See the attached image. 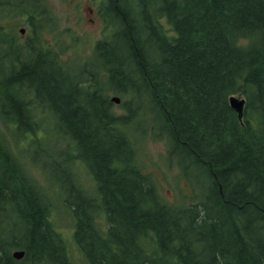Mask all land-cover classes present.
<instances>
[{
    "label": "trees",
    "instance_id": "obj_1",
    "mask_svg": "<svg viewBox=\"0 0 264 264\" xmlns=\"http://www.w3.org/2000/svg\"><path fill=\"white\" fill-rule=\"evenodd\" d=\"M98 4L102 37L77 69L44 38L45 2L16 1L25 35L0 25V264H71L50 228L54 194L40 186L41 206L23 169L32 152L81 160L95 182L97 198L65 172L60 200L87 264H264V0ZM231 96L245 100L241 120ZM140 123L165 140L193 201L167 203L143 173Z\"/></svg>",
    "mask_w": 264,
    "mask_h": 264
},
{
    "label": "rangeland",
    "instance_id": "obj_2",
    "mask_svg": "<svg viewBox=\"0 0 264 264\" xmlns=\"http://www.w3.org/2000/svg\"><path fill=\"white\" fill-rule=\"evenodd\" d=\"M1 1L6 3L7 0ZM16 1L18 2V0ZM45 2L51 10V12L45 11L51 20L46 28H52L55 33L54 36L45 34L44 38L48 41L54 39V43H60L61 46H64V53L61 54L62 59L72 63L71 65L77 69L78 65L90 59L95 42L102 37L101 23L98 20L95 23L89 22V18L94 17L93 15H88L87 7H92L88 1L81 3L79 13L69 6L67 0H45ZM10 3L13 5L15 0H11ZM22 6H25V2L22 3ZM17 13L16 7L7 6L6 4L0 6V25L7 28L12 27L15 30L26 28L28 32V25L21 22V16ZM164 28H167V26L165 25ZM109 95L110 97L114 96L113 94ZM112 108L116 114L121 112L119 104H113ZM139 128L145 133H142L143 135L140 139L135 140L138 148L136 149L138 162L142 167L143 173L149 177L152 184L156 187L160 197L169 204L193 201L191 198V185L187 179H184L175 161L169 159L165 140L161 137L151 136L148 126L144 123H140ZM19 146L24 150L22 142L19 143ZM12 151L19 155L18 158L21 161L22 157L20 154L15 149H12ZM69 152L71 160L74 159V147L71 144L67 153ZM37 159L38 157L34 155V152L25 157L23 160L25 168L23 169L29 171L31 177L26 175V171L24 177L27 176L28 181L37 184L35 195L38 197L37 201L41 206L42 204L45 205V199L42 196L39 197L40 186L44 192L54 194L51 195L50 201H48L51 210L50 219L52 220L50 228L53 231L54 229L57 230L64 238L68 253V256H66L67 261L69 260L71 264H87L74 242V221L71 212L65 209L60 200L64 196L63 187H67L63 179L65 172H68L69 182L73 187L81 186L88 196L94 195L97 198L95 182L81 160L74 159L70 164L55 166L54 163L45 157H39L38 161ZM50 169H53L54 173ZM38 264H49V261L48 263L39 262Z\"/></svg>",
    "mask_w": 264,
    "mask_h": 264
},
{
    "label": "flooded vegetation",
    "instance_id": "obj_3",
    "mask_svg": "<svg viewBox=\"0 0 264 264\" xmlns=\"http://www.w3.org/2000/svg\"><path fill=\"white\" fill-rule=\"evenodd\" d=\"M81 1V2H80ZM83 1H88V3H90L92 5V7H87V12L88 15H93L94 18H89V22H96L97 20L100 19V15H99V4H98V0H71L69 1V3L71 4V7L73 10H76L78 13L80 12V6L81 3ZM79 18H80V14H79Z\"/></svg>",
    "mask_w": 264,
    "mask_h": 264
},
{
    "label": "water",
    "instance_id": "obj_4",
    "mask_svg": "<svg viewBox=\"0 0 264 264\" xmlns=\"http://www.w3.org/2000/svg\"><path fill=\"white\" fill-rule=\"evenodd\" d=\"M21 33H23V30H21ZM112 101L115 103H118L119 100L117 98H112ZM229 104L230 107L236 112L238 120L242 119V115H243V106H244V100L243 99H238L234 96H231L229 98ZM12 256L15 259H20L23 256V252L21 251H16L12 254Z\"/></svg>",
    "mask_w": 264,
    "mask_h": 264
}]
</instances>
